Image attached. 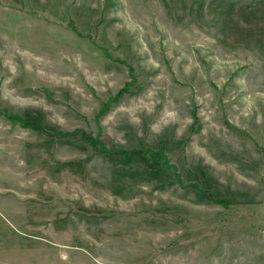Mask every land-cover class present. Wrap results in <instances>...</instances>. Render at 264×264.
Listing matches in <instances>:
<instances>
[{"label":"rangeland","instance_id":"374dc122","mask_svg":"<svg viewBox=\"0 0 264 264\" xmlns=\"http://www.w3.org/2000/svg\"><path fill=\"white\" fill-rule=\"evenodd\" d=\"M1 110L0 264H264V0H0Z\"/></svg>","mask_w":264,"mask_h":264},{"label":"trees","instance_id":"16d2710c","mask_svg":"<svg viewBox=\"0 0 264 264\" xmlns=\"http://www.w3.org/2000/svg\"><path fill=\"white\" fill-rule=\"evenodd\" d=\"M119 94H121V91H120ZM0 113L3 114L5 116V118L8 119V120H15V121H17L23 127H28V126L32 125V124H29V123H23L19 119L15 118V116L5 115V111H3V110H1Z\"/></svg>","mask_w":264,"mask_h":264}]
</instances>
